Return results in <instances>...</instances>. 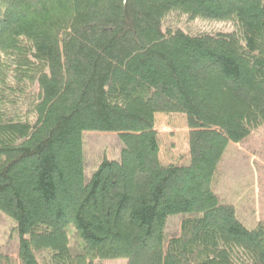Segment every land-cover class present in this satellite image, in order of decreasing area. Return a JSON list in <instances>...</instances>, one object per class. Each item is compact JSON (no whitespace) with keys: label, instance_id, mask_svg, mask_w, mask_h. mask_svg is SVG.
Listing matches in <instances>:
<instances>
[{"label":"trees","instance_id":"trees-1","mask_svg":"<svg viewBox=\"0 0 264 264\" xmlns=\"http://www.w3.org/2000/svg\"><path fill=\"white\" fill-rule=\"evenodd\" d=\"M158 114L185 117L188 164H161ZM263 125L264 0H0V213L20 239L0 264H264V222L216 178ZM90 133L122 150L86 179Z\"/></svg>","mask_w":264,"mask_h":264},{"label":"rangeland","instance_id":"rangeland-1","mask_svg":"<svg viewBox=\"0 0 264 264\" xmlns=\"http://www.w3.org/2000/svg\"><path fill=\"white\" fill-rule=\"evenodd\" d=\"M165 28L181 30L184 33H232L230 22H216L205 19H190L179 12L165 16ZM162 165L183 166L189 162L188 127L183 115L155 116ZM86 179L103 162V159L117 160L122 150V141L115 134L90 133L83 136ZM219 164L217 187L223 199L231 201L238 211L240 220L248 229L254 221L264 222V125L237 145L230 144ZM240 212V213H239ZM173 225L177 219H173ZM19 235L15 222L0 213V251L15 258L19 246ZM96 264H126L124 260L96 262Z\"/></svg>","mask_w":264,"mask_h":264}]
</instances>
